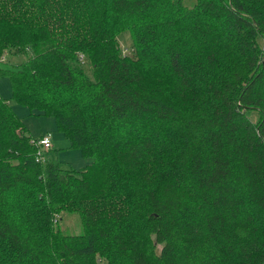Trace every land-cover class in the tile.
<instances>
[{
    "label": "trees",
    "instance_id": "obj_1",
    "mask_svg": "<svg viewBox=\"0 0 264 264\" xmlns=\"http://www.w3.org/2000/svg\"><path fill=\"white\" fill-rule=\"evenodd\" d=\"M2 75L91 160L0 95V264H264V0H0Z\"/></svg>",
    "mask_w": 264,
    "mask_h": 264
},
{
    "label": "rangeland",
    "instance_id": "obj_2",
    "mask_svg": "<svg viewBox=\"0 0 264 264\" xmlns=\"http://www.w3.org/2000/svg\"><path fill=\"white\" fill-rule=\"evenodd\" d=\"M118 40L121 48L124 51H127L126 47H130L132 43L130 31L127 29L123 30L119 34ZM8 57L15 61H21L24 59L22 53L16 55L8 53ZM80 58H83V54H80ZM81 62L83 67L89 71V61L84 57ZM0 95L8 98L11 106L32 135V138H36L43 133H48L50 135L52 145L51 148L45 152V158L52 161H58L64 168L74 169H81L90 162L91 159L83 156L81 150L72 145L71 140L65 132L58 128L54 116L31 112L28 107L19 103L11 96L10 80L8 76H0ZM58 225L63 232L79 233L82 231L79 214L75 211L63 212Z\"/></svg>",
    "mask_w": 264,
    "mask_h": 264
},
{
    "label": "built area",
    "instance_id": "obj_3",
    "mask_svg": "<svg viewBox=\"0 0 264 264\" xmlns=\"http://www.w3.org/2000/svg\"><path fill=\"white\" fill-rule=\"evenodd\" d=\"M36 146V159L44 160L45 152L51 148V139L48 133H43L36 138H31Z\"/></svg>",
    "mask_w": 264,
    "mask_h": 264
}]
</instances>
